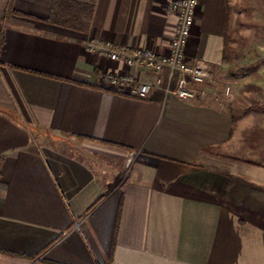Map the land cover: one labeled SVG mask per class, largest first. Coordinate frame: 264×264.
Listing matches in <instances>:
<instances>
[{
    "label": "crops",
    "instance_id": "1",
    "mask_svg": "<svg viewBox=\"0 0 264 264\" xmlns=\"http://www.w3.org/2000/svg\"><path fill=\"white\" fill-rule=\"evenodd\" d=\"M54 1L0 0V264H264V166L232 156L227 92L181 99L98 53H167L169 0H68L92 3L86 31L49 22ZM248 8L200 0L189 56L217 81ZM107 71L154 85L137 97Z\"/></svg>",
    "mask_w": 264,
    "mask_h": 264
},
{
    "label": "rangeland",
    "instance_id": "2",
    "mask_svg": "<svg viewBox=\"0 0 264 264\" xmlns=\"http://www.w3.org/2000/svg\"><path fill=\"white\" fill-rule=\"evenodd\" d=\"M255 4L263 7L258 8L257 18L251 8ZM248 5L247 18H238L227 40L228 78L215 79L211 85L218 83L231 101L235 119L232 156L264 166V0H248ZM95 157L105 160L98 154ZM129 158L124 160V170Z\"/></svg>",
    "mask_w": 264,
    "mask_h": 264
},
{
    "label": "built area",
    "instance_id": "3",
    "mask_svg": "<svg viewBox=\"0 0 264 264\" xmlns=\"http://www.w3.org/2000/svg\"><path fill=\"white\" fill-rule=\"evenodd\" d=\"M200 0H169L166 11L177 16V22L167 53L159 54L145 47H129L104 42L98 49L100 55L114 62H124L129 67H140L158 75L166 93L181 99L196 98L203 91L197 85H209L215 81L213 65L200 58L191 59L189 46L196 23ZM165 74L164 79L162 75ZM103 79L110 86L129 92L137 97H146L153 83L143 82L134 74L107 71ZM229 88V87H228ZM230 89V88H229ZM227 89V91H230ZM132 157L128 160L131 161Z\"/></svg>",
    "mask_w": 264,
    "mask_h": 264
},
{
    "label": "trees",
    "instance_id": "4",
    "mask_svg": "<svg viewBox=\"0 0 264 264\" xmlns=\"http://www.w3.org/2000/svg\"><path fill=\"white\" fill-rule=\"evenodd\" d=\"M92 7L93 5L90 2L55 0L52 13L47 20L63 27L78 31H86L89 25L88 19L91 15ZM69 13H71V15Z\"/></svg>",
    "mask_w": 264,
    "mask_h": 264
}]
</instances>
